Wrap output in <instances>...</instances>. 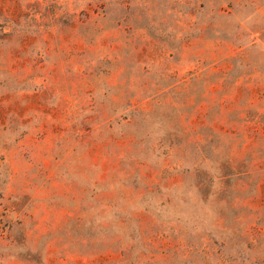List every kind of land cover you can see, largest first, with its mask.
<instances>
[{
    "label": "rangeland",
    "instance_id": "1",
    "mask_svg": "<svg viewBox=\"0 0 264 264\" xmlns=\"http://www.w3.org/2000/svg\"><path fill=\"white\" fill-rule=\"evenodd\" d=\"M102 2L0 0V264H264V0Z\"/></svg>",
    "mask_w": 264,
    "mask_h": 264
},
{
    "label": "trees",
    "instance_id": "2",
    "mask_svg": "<svg viewBox=\"0 0 264 264\" xmlns=\"http://www.w3.org/2000/svg\"><path fill=\"white\" fill-rule=\"evenodd\" d=\"M90 2H96L97 4H103V0H87ZM0 15L3 17V24L9 27L8 33L24 32L25 13L23 11H9L5 12L0 6ZM21 30V31H20ZM27 32V30H26ZM232 174V173H230Z\"/></svg>",
    "mask_w": 264,
    "mask_h": 264
}]
</instances>
